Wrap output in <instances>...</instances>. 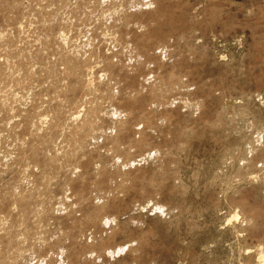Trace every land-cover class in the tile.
I'll list each match as a JSON object with an SVG mask.
<instances>
[{"label":"rangeland","instance_id":"1","mask_svg":"<svg viewBox=\"0 0 264 264\" xmlns=\"http://www.w3.org/2000/svg\"><path fill=\"white\" fill-rule=\"evenodd\" d=\"M0 264H264V0H0Z\"/></svg>","mask_w":264,"mask_h":264}]
</instances>
